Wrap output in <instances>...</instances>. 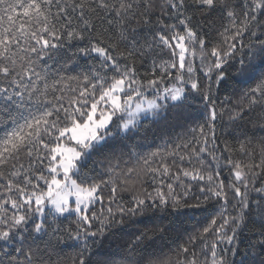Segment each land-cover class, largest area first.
<instances>
[{"label": "snow or ice", "instance_id": "6c2138e0", "mask_svg": "<svg viewBox=\"0 0 264 264\" xmlns=\"http://www.w3.org/2000/svg\"><path fill=\"white\" fill-rule=\"evenodd\" d=\"M192 111L87 169L142 114ZM0 131V264H236L245 233L264 264V0H0Z\"/></svg>", "mask_w": 264, "mask_h": 264}, {"label": "trees", "instance_id": "16d2710c", "mask_svg": "<svg viewBox=\"0 0 264 264\" xmlns=\"http://www.w3.org/2000/svg\"><path fill=\"white\" fill-rule=\"evenodd\" d=\"M57 60L59 61L60 58L57 57ZM60 63H62V61H60ZM52 66L53 68H57L59 67V64L52 63ZM74 67L76 72H83L86 71L90 65L85 63L84 58H81L79 65ZM197 104L198 101H194L193 107L195 108ZM168 116L169 118L166 121L160 120L158 122H154L151 115H149L140 120L136 129L127 133L120 132L115 139L109 141V146L105 148L102 153H95L90 158L85 160L87 169L93 172V174L96 172L102 173L103 168L106 166L105 157H110L113 153L119 155L122 151L127 153L133 145L136 146V151L139 153L147 152L157 146L163 147L165 142L169 141V138L175 139L178 134L184 131V128L180 127V124H184L185 127L190 126L193 119L196 118L197 113L194 111L186 112L185 116L190 117L187 123L184 120L178 119L174 112L169 113ZM0 135H2V131H0ZM224 135L231 141V137H227L226 133H224ZM187 211L188 215L172 216L169 217L168 220L164 221V223L170 228V232L162 242L167 245V247L163 248L164 252H168L169 249L175 248L177 243L182 242V240L186 238L187 234L192 232L198 226L197 220L200 218L199 211L197 210L195 213H193L192 210ZM65 223H67V221H65ZM138 226L143 227V225ZM134 230V228H126L125 233H130ZM246 237L247 233L240 237L242 242L238 245V255L233 258L236 264H240L241 259H251V256L245 257V252L251 251L247 248ZM127 239L128 236L126 234L113 235L104 241V250L109 253L118 254L120 252V246ZM154 250L159 253L160 245H156ZM73 252L74 249L65 248L62 255H71ZM53 258L55 259V257Z\"/></svg>", "mask_w": 264, "mask_h": 264}, {"label": "rangeland", "instance_id": "374dc122", "mask_svg": "<svg viewBox=\"0 0 264 264\" xmlns=\"http://www.w3.org/2000/svg\"><path fill=\"white\" fill-rule=\"evenodd\" d=\"M149 115H150V114H149ZM149 115H147V116H149ZM147 116H145V115H143V114H142V116H141L140 120H141L142 118H145V117H147ZM140 120H139V122H140ZM139 122H138V123H139ZM121 133H124V132H121Z\"/></svg>", "mask_w": 264, "mask_h": 264}]
</instances>
